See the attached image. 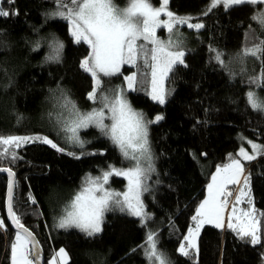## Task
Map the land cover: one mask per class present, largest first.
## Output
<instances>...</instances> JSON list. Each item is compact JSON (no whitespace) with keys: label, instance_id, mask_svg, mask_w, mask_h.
<instances>
[{"label":"trees","instance_id":"16d2710c","mask_svg":"<svg viewBox=\"0 0 264 264\" xmlns=\"http://www.w3.org/2000/svg\"><path fill=\"white\" fill-rule=\"evenodd\" d=\"M112 1L119 6L128 3ZM211 1L169 0L172 11L195 16L203 21V28L187 30V67L177 65L169 74L166 102L158 104L143 89L128 93L131 106L146 119L163 117L149 125L157 175L144 193L151 217L147 226L134 216L112 210L105 216L102 231L94 236L57 227L88 175L99 176L109 165L117 169L129 166L94 127L82 133L88 139L83 149L61 142L64 150L57 151L35 141L16 149L20 159L15 162L0 160V167L14 173L13 211L37 238L43 264H50L61 248L67 251V264H149L144 248L149 232L156 234L157 248L171 264H264L263 242L253 246L234 230L210 225L200 232L198 251L190 250L188 256L178 252L215 170L237 153L245 139L264 149V112L254 110L246 99L252 89L264 96V86L249 83L260 74L261 65L251 58L230 71L224 67L233 64L245 46L251 48L264 40V27L253 19L264 7L242 4L225 8L220 4L203 14ZM150 2L161 4V0ZM0 4L10 13L0 18V137L39 133L56 138L54 129L63 112L62 91L81 111L96 107L87 98L93 79L81 68L90 49L83 42H74L67 21L51 15L55 0H0ZM56 39L64 45L58 62L48 59ZM212 50L222 54L224 65L213 59ZM133 71L124 66L121 72L128 75ZM104 80L111 87L123 83L121 75ZM244 164L253 203L264 213V154ZM8 182V175L0 172V220L5 225L0 229V264H12L16 233L8 222ZM110 185L124 190L126 181L113 176Z\"/></svg>","mask_w":264,"mask_h":264},{"label":"snow or ice","instance_id":"6c2138e0","mask_svg":"<svg viewBox=\"0 0 264 264\" xmlns=\"http://www.w3.org/2000/svg\"><path fill=\"white\" fill-rule=\"evenodd\" d=\"M168 2L169 0H162V6L154 8L150 0H128L126 7L117 8L112 0H55L56 10L51 15L67 21L74 42L77 44L83 42L90 49L88 56L81 61V68L89 73L94 81L93 90L87 98L94 105H99L90 111H81L67 93L61 92L59 99L62 101L63 112L58 124L64 133L65 142L83 149L87 141L81 139L79 133L81 130L94 127L119 151L122 161L129 165L126 169H117L109 165L107 170H101L99 176L88 175L82 182L81 191L65 207L64 215L57 224L60 229L76 228L88 236H94L102 231L105 214L114 210V207H118L121 212L140 217L145 226L151 219L142 200L143 194L149 191L150 174L155 172L149 141V125L158 123L163 117L157 115L154 119H146L142 112L131 106L128 93L143 89L152 100L163 105L168 94L165 81L168 80L169 74L177 65L187 67L180 26L197 31L203 27V24H192L187 18L174 16L167 10ZM220 4L225 8L242 4H259L264 7V0H212L211 7ZM9 15V11L0 4V18ZM162 15L166 19L161 20ZM253 19L264 27V12ZM161 27L169 34L167 40L158 39L156 36L157 29ZM63 47L61 41L54 40L51 45L52 53L48 59L58 62ZM212 51L215 53L213 59L224 65L222 54ZM248 57H252L261 65L260 74L251 78L249 83L257 87L264 86V40H260L251 48L245 46L236 62L243 64ZM125 65L135 71L124 75L121 69ZM224 67L227 68V65ZM101 75L103 77L121 75L123 83L119 87L100 91L97 96L102 83ZM246 99L254 110L264 112V101H261L254 91L249 90ZM106 120L110 123H105ZM35 141L48 144L57 151L64 150L47 137H0V160L9 159L15 162L20 159L16 149ZM252 150L254 154H264V149L259 145L252 144ZM239 157L252 160L255 155H249L241 148L237 157H230L227 165L217 168L216 174L212 176V183L208 186L209 198L200 205L192 217L194 227L188 230V235L184 238L189 248L196 247L195 238L204 224H213L221 229L225 227L223 213L228 201L221 197L231 195L225 191L227 184L239 185L241 182L244 167ZM0 172L7 173L10 178L14 177V173L8 167H0ZM113 176L125 178L127 184L124 192H116L107 187ZM248 184L249 178L245 177L244 187L235 197L237 204L248 195L245 191ZM12 187L13 184L10 182L8 213L12 223L20 230L16 232L15 242L11 245L12 264H34V261L29 259L31 248L28 245L32 244V247L36 245L32 234L20 223L19 217L13 211ZM248 202L251 203L250 197ZM236 211L237 209L233 207L227 227L237 231L241 239L247 237V243L253 246L261 244L258 222L253 212L245 211L240 217H236ZM232 219H236L238 223H232ZM4 228L5 225L0 220V229ZM144 248L147 250L146 259L149 264H171L166 254L158 250L154 232L147 234ZM179 252L184 256L189 255L184 244L180 245ZM59 256L64 264H67L68 257L64 249L59 250ZM36 259H39L38 251Z\"/></svg>","mask_w":264,"mask_h":264},{"label":"rangeland","instance_id":"374dc122","mask_svg":"<svg viewBox=\"0 0 264 264\" xmlns=\"http://www.w3.org/2000/svg\"><path fill=\"white\" fill-rule=\"evenodd\" d=\"M112 3L117 7V8H124V7H126L127 6V4L126 5H124V6H119V5H116L113 1H112ZM151 3V2H150ZM152 4V3H151ZM168 4H169V2H168ZM211 4H212V1H211V3L209 4V6L207 7V10L203 13V14H206V13H208V12H210L212 9H213V7H211ZM152 6L155 8V7H161L162 6V0H161V4L160 5H158V6H155L154 4H152ZM167 10L168 11H171L173 14H174V16H176V17H181V18H187L188 19V21L190 22V23H192V24H197V23H199V24H203V21L202 20H198V19H195L196 17L195 16H192V15H184V14H178V13H176V12H174V11H172L170 8H169V6L167 5ZM264 12V11H263ZM160 19L161 20H164V19H166V17L164 16V15H162L161 17H160ZM203 28V27H202ZM69 30H70V26H69ZM187 30H195V29H190V28H187L186 26H180V36H181V38H182V41H183V47H184V49H185V51H187V49H188V41H187V39H188V31ZM200 30V29H199ZM168 33H167V31H166V29H164L163 27H161V28H158L157 29V31H156V36H157V38L158 39H161V40H167L168 39ZM252 57H248L247 58V60L243 63V64H241V65H245L247 62H248V60H250ZM227 65V68H226V70L227 71H230L229 69H231V67L232 68H234L235 66H237V67H239L238 65H239V63L238 62H234L233 64H230V63H227L226 64ZM125 66H128V65H125ZM124 68V66L122 67V69ZM122 69H121V71H122ZM235 69V68H234ZM132 72H130L129 74H131ZM128 74V75H129ZM93 79V78H92ZM101 80H102V83H101V88L97 91V96H99V94H100V91H103V90H105V89H111V88H116V87H119L120 86V84L119 85H115V86H113V87H111V86H107L104 82H105V80H104V77L101 75ZM93 87H94V81H93ZM92 90H93V88H92ZM91 90V91H92ZM90 91V92H91ZM252 91H254L255 93H256V95L258 96V98L261 100V101H264V96L262 95V94H260V92H259V90L258 89H252ZM89 92V93H90ZM154 101V100H153ZM99 105L98 104H96V107H98ZM105 123H110V121H108V120H106L105 121ZM58 126H59V124H58ZM57 126V128L59 129H54V134H55V137L56 138H53L50 134H32V135H22V136H32V137H36V136H40V137H47L48 139H50V140H52L53 141V143H55V144H57V146L60 148V145H61V142H65V139H64V133L60 130V126L58 127ZM90 128V127H89ZM88 128V129H89ZM87 129V130H88ZM87 130H81L80 131V133H79V135H80V137H81V139H83V140H85V138L82 136V133L84 132V131H87ZM85 141H87V143L86 144H88V139L87 140H85ZM85 144V145H86ZM252 144H256V145H259L260 147H261V149H262V146L259 144V143H257V142H255V141H252V140H247V139H245V140H243V142H242V144H241V147L239 148V150L237 151V153L235 154V155H233L232 157H237V155H238V153L240 152V149L241 148H243L244 150H245V152H247L249 155H255V158L254 159H252V160H247V159H245L244 157H239L240 159H241V162H242V164H243V167H244V174L240 177V184L239 185H233V184H227L226 185V187H225V191L226 192H230V193H232V195H228V196H226V197H221V199H227V201H228V203H227V206H226V208H225V210H224V213H223V217H224V224H225V227L223 228V229H225V228H228L227 227V224L229 223V219H230V217H232V208L233 207H235L236 209H237V211H236V217H240L241 215H242V213L243 212H245V211H249V210H251L252 212H253V215L255 216V218H256V221L258 222V224H257V226H258V234L260 235V237H261V242H263V244H264V223H263V220H264V213L262 212V211H260V210H257L256 209V207H255V205H254V203H253V196H252V191H251V183H250V180H249V184H248V188L247 189H245V191L248 193V195H246L245 197H243L242 198V200H241V202L239 203V204H237L236 203V201H235V197L236 196H238L239 195V191H240V189H242L243 187H244V179H245V177H248V176H246V170H245V162H250V161H253V160H255V159H257L258 157H259V155L260 154H254L253 153V150H252ZM153 160H154V158H153ZM230 162V160L227 162V163H225L224 165H221V166H219L218 168H221V167H223V166H225V165H227L228 163ZM154 166H155V162H154ZM217 170V169H216ZM216 170H215V172L213 173V175L212 176H214L215 174H216ZM155 175H157V173H156V170H155V172L154 173H152V174H150V179L148 180V186H149V188H151L152 186H153V184L156 182V178H155ZM118 177H120V178H122V179H124L125 180V178L124 177H121V176H118ZM112 178V177H111ZM111 178H110V180H109V184L107 185V187H109L111 190H114V191H116V192H124L125 190H126V187H125V189L124 190H120V189H118L117 187H115L114 185H110V183H111ZM126 181V180H125ZM212 183V177H211V179H210V182L208 183V185H207V189H206V195H205V197H204V199L199 203V205H198V208H197V210L199 209V207H200V205L206 200V199H208L209 198V192H208V186L210 185ZM126 184H127V181H126ZM81 190L79 189L78 190V192L77 193H79ZM76 193V194H77ZM75 194V195H76ZM75 195L73 196V198L75 197ZM144 195L145 194H143V196H142V200H143V204H144V208H145V211H146V205H145V202H144ZM249 197H250V200H251V203H249L248 201H249ZM73 198L71 199V201L73 200ZM70 201V202H71ZM70 202L68 203V205L70 204ZM119 210V208L118 207H114V211H118ZM120 211V210H119ZM147 212V211H146ZM197 212V211H196ZM108 213V212H107ZM106 213V214H107ZM106 214H105V216H106ZM196 214V213H195ZM63 215H64V213H63ZM62 215V216H63ZM61 216V217H62ZM132 216V215H131ZM60 217V218H61ZM134 217H136V216H134ZM59 218V219H60ZM136 218H138V219H140V221H142L141 220V218L140 217H136ZM104 220H105V217H104ZM59 222V221H58ZM104 222V221H103ZM143 222V221H142ZM232 223H234V224H237L238 223V221L236 220V219H232V221H231ZM207 225H210V226H214L213 224H204L201 228H200V231H199V234L196 236V238H195V243H196V247L195 248H189L188 247V244H187V241L184 239L183 240V242L181 243V244H184L185 245V247L188 249V252L190 251V250H194V251H198V247H199V235H200V232H201V230H202V228L204 227V226H207ZM102 227H103V224H102ZM192 227H194V221H193V223H192V225L190 226V228H192ZM215 227V226H214ZM189 228V229H190ZM188 229V230H189ZM221 229V228H220ZM228 229H230V228H228ZM230 230H233V229H230ZM235 231V230H234ZM235 232H237V231H235ZM14 235H16V233L14 234ZM187 235H188V231H187V233H186V235H185V237H187ZM184 237V238H185ZM247 238V237H246ZM248 239V238H247ZM15 242V238H14V241H13V243ZM12 243V244H13ZM180 244V245H181ZM180 245H179V247H180ZM29 246V248H31V244H29L28 245ZM61 249H64V248H61ZM60 250V249H59ZM65 250V249H64ZM65 252L67 253V251L65 250ZM178 252H179V248H178ZM180 253V252H179ZM67 257H68V254H67ZM29 259H32L33 260V257H32V251H31V255L29 256ZM68 260H69V257H68ZM34 261V260H33ZM68 262V261H67ZM148 263H149V261H148ZM34 264H36L35 263V261H34ZM50 264H64V262L61 260V258H60V256H59V252H58V255L57 256H55V257H53L52 259H51V261H50Z\"/></svg>","mask_w":264,"mask_h":264},{"label":"water","instance_id":"95a60500","mask_svg":"<svg viewBox=\"0 0 264 264\" xmlns=\"http://www.w3.org/2000/svg\"><path fill=\"white\" fill-rule=\"evenodd\" d=\"M6 174H7V173H6ZM7 175H8V174H7ZM8 178H9L8 185H9L10 182L13 184V187H12V197H13V189H14L15 176L12 177V178H10V177L8 176ZM6 207H7L8 222H9L10 226H11L12 229L15 230L16 232H17V231H20V230L17 229L16 226L12 223V218H11V216H10L9 213H8V194H7V205H6ZM28 231H29V230H28ZM29 232H30V231H29ZM30 233H31V232H30ZM31 234H32V233H31ZM32 238H33L34 243H35V245H36L35 247H32V244H31V251H32V257H33V260L35 261L36 264H43V260H42V249H41V246H40V244H39L37 238H36L33 234H32ZM37 251H38V254H39V259H38V260L36 259Z\"/></svg>","mask_w":264,"mask_h":264},{"label":"crops","instance_id":"0c3cea01","mask_svg":"<svg viewBox=\"0 0 264 264\" xmlns=\"http://www.w3.org/2000/svg\"><path fill=\"white\" fill-rule=\"evenodd\" d=\"M58 252H59V250L55 252V254H54L53 257L57 256L58 255Z\"/></svg>","mask_w":264,"mask_h":264}]
</instances>
